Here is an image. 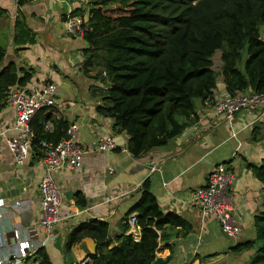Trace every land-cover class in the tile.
I'll list each match as a JSON object with an SVG mask.
<instances>
[{"label": "crops", "instance_id": "1", "mask_svg": "<svg viewBox=\"0 0 264 264\" xmlns=\"http://www.w3.org/2000/svg\"><path fill=\"white\" fill-rule=\"evenodd\" d=\"M89 1L28 0L20 9L34 40L21 42L14 39L17 2L0 0L3 64L13 60L19 69L30 71L31 78L25 85L55 82L54 115L76 122L77 141L91 147L80 168L66 164L56 172L55 178L63 192L60 212L66 217L46 233L39 224L38 182L44 172L42 160L30 154L24 164L15 163L6 148V138L14 133V109L8 104L0 109V207L16 199L27 202V207L19 213L6 211L0 217V231L5 233L9 250L25 253L23 264H39L35 253L26 250L30 230L34 237L43 240L50 264H71L91 252L87 244L89 235L73 243L69 251L64 249L66 236L75 224L90 217L108 222L109 246L115 244L114 236L123 231L122 216L139 197L142 182L148 177L161 208L179 213L191 226L186 236L171 235V248L165 246V240L159 241L156 256L169 255L161 264H242L252 250L227 249L255 235L253 217L261 208L264 188L248 164L257 165L264 159V112L258 110L254 114L245 109L230 120L216 114L213 103L226 94L219 74L213 103L196 101L197 121L185 126L167 143L152 148L142 157H134L126 148L127 134L114 129L112 119L95 110L100 95L92 94L90 86H103L104 82L93 77L94 73L100 75L98 65L90 67L88 73L81 68L85 40L63 32V15L76 7L86 13L91 6ZM105 134H111L116 145L103 152L94 149V142ZM221 162H226L235 174L230 187L232 214L241 227L235 237L226 234L214 216H203L192 198L193 190L203 185L209 171ZM68 190L70 197L66 196ZM77 190L87 199L84 207L75 202ZM24 211L27 213L22 216ZM175 229L178 228L168 232L172 234ZM17 231L22 233L21 239L15 238Z\"/></svg>", "mask_w": 264, "mask_h": 264}, {"label": "trees", "instance_id": "2", "mask_svg": "<svg viewBox=\"0 0 264 264\" xmlns=\"http://www.w3.org/2000/svg\"><path fill=\"white\" fill-rule=\"evenodd\" d=\"M17 0L14 39L34 40ZM85 12L79 7L86 29L81 68L98 65L103 86L92 84L100 95L95 110L112 119V127L127 134L126 148L142 157L152 148L167 143L198 119L196 101L213 103L220 74L227 94L238 91L264 93V0H90ZM1 10V9H0ZM63 15V19L65 18ZM219 50L220 68H214ZM5 48L0 45V109L8 91L31 78L13 60L3 64ZM22 72V73H20ZM103 72V73H102ZM101 76V77H100ZM51 121L52 127H45ZM70 121L55 116L53 107H40L32 116L31 155L41 159L42 140L57 142L65 136ZM226 163V162H225ZM251 166L264 188V159ZM139 197L121 220L122 232L109 246L108 222L90 217L75 224L67 234L65 251L84 235L97 241L90 264H152L160 240L171 248L169 238L186 236L190 224L179 213L163 210L146 177ZM75 202L84 207L87 199L77 190ZM136 214L138 239L130 232L128 216ZM255 235L236 242L227 251L252 250L242 264H264V193L261 208L254 214ZM175 229L172 234L168 231ZM39 264H50L43 245L33 251Z\"/></svg>", "mask_w": 264, "mask_h": 264}, {"label": "built area", "instance_id": "3", "mask_svg": "<svg viewBox=\"0 0 264 264\" xmlns=\"http://www.w3.org/2000/svg\"><path fill=\"white\" fill-rule=\"evenodd\" d=\"M17 1V0H15ZM86 29L85 19L80 14H66L63 19V32L70 36H81ZM56 83L46 80L40 85H14L9 89L6 97V104L14 109V121L12 128L14 133L6 138V148L12 153L16 164H24L31 154V139L33 130L30 120L34 113L43 106L53 107L56 103ZM251 110L254 114L258 110L264 112V93L250 91H238L235 94H224L213 103V110L216 114L225 115L229 120L242 110ZM230 125V124H229ZM45 127H52L51 121L45 123ZM78 124L71 121L65 132V136L57 142L42 140L43 146L41 157L44 172L38 182L39 203L41 218L39 224L46 233H50L54 225L63 217L61 216V205L63 192L58 184L55 174L66 164L70 167L80 168L85 154L91 147L79 143L76 139ZM234 135L235 132L232 131ZM116 141L111 134L100 136L93 148L98 151L111 150ZM2 147L0 146V155ZM152 165L155 162L150 161ZM112 168V167H108ZM235 174L228 167L227 163L221 162L213 166L207 175L206 182L197 186L192 192L193 201L197 204L203 216H214L221 225L222 230L229 236L235 237L239 234L241 227L234 220L231 203L230 187ZM27 207L23 199H16L0 207V217L4 213L19 211ZM78 213V212H76ZM136 214L131 212L128 216L130 232L134 238L140 236L139 227L136 224ZM32 232V229H31ZM16 239L22 238L20 231L14 234ZM43 244V240L28 233V244L26 250L34 251ZM25 253L9 250L5 233L0 231V264H23ZM91 260L85 255L71 264H90Z\"/></svg>", "mask_w": 264, "mask_h": 264}, {"label": "water", "instance_id": "4", "mask_svg": "<svg viewBox=\"0 0 264 264\" xmlns=\"http://www.w3.org/2000/svg\"><path fill=\"white\" fill-rule=\"evenodd\" d=\"M66 196L70 197L71 196V191H66ZM27 213V211H24L22 213V216L25 215ZM87 244H88V247L90 249L91 252H94L96 250V241L93 239V237L91 236H87ZM168 256L169 255H166L165 257L161 256V255H158L155 257V259L153 260L152 264H161L165 261L168 260Z\"/></svg>", "mask_w": 264, "mask_h": 264}, {"label": "rangeland", "instance_id": "5", "mask_svg": "<svg viewBox=\"0 0 264 264\" xmlns=\"http://www.w3.org/2000/svg\"><path fill=\"white\" fill-rule=\"evenodd\" d=\"M214 60V68L219 71L220 68V58H219V50H217L213 55ZM219 76V75H218ZM218 78V77H217Z\"/></svg>", "mask_w": 264, "mask_h": 264}]
</instances>
